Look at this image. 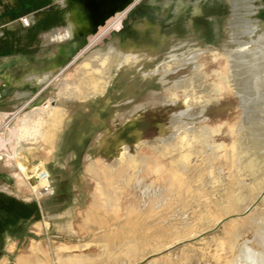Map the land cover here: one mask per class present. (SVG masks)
Wrapping results in <instances>:
<instances>
[{"label":"rangeland","instance_id":"1","mask_svg":"<svg viewBox=\"0 0 264 264\" xmlns=\"http://www.w3.org/2000/svg\"><path fill=\"white\" fill-rule=\"evenodd\" d=\"M151 1L137 2L123 17L124 27L105 31L116 18L99 29L89 23L72 39L61 38L66 35L62 0H0L2 88L13 79V102L4 103L0 110L2 118L13 112L5 136H12L17 154L20 148L50 152V159L41 160L50 168L61 162L66 165L71 158L80 160L88 183L87 194L77 202L73 215H53L41 199L34 200V224L44 229L35 242H51L38 243L50 246L49 264H236L241 263L244 245L263 252L257 233L264 234V201L259 199L264 190V39L259 40L264 17L258 15L260 27L250 39L244 34L247 23L230 27L231 0H208L202 7L215 19V42H208L198 30H185V20L180 21V31L162 20L163 29L155 36L153 28L143 32L135 28L140 18L158 21L153 11L163 9ZM240 1L244 14L251 0ZM9 3L13 12L8 10ZM85 3L89 19L93 6ZM95 6L104 9V4ZM214 7H220L221 17H216ZM25 18L30 25L23 23ZM249 41L242 49L241 44ZM94 52L106 61L97 71L99 78L92 77V69L87 71L89 87L97 89V95H84L79 66ZM197 53L195 60L203 65L200 71L189 63ZM122 57H134V63L120 65ZM104 76L110 81L106 92ZM194 76L208 90L220 87L222 92L207 106L206 119L187 131L184 153L188 159L175 164L183 170V183L170 189L165 176L154 173L150 164L159 161L169 166L171 158L160 157L156 149L159 125L185 109L181 89L176 92L182 102L174 105L170 99L177 81ZM208 90L203 96L209 97ZM238 92L244 96V108ZM49 98L53 103L43 115ZM163 98L169 102H155ZM140 104L146 108L133 120L123 123L117 118L112 125L116 114ZM56 108L61 110L58 115L52 114ZM24 127L43 136L37 143L17 144L16 134ZM106 128V145H100L96 138ZM70 133L71 143L64 147ZM119 135L131 146V154L144 158L146 167L120 164L122 149L114 139ZM139 139L148 143H138ZM233 149L236 162L229 157ZM88 155L96 162L95 172L89 171ZM174 156L178 159L180 154ZM108 173L114 180L110 187ZM18 175L22 176L19 169ZM20 187L19 191H27ZM233 187L235 198L230 193ZM98 188L115 197L112 207ZM245 264L264 262L257 256Z\"/></svg>","mask_w":264,"mask_h":264},{"label":"bare ground","instance_id":"2","mask_svg":"<svg viewBox=\"0 0 264 264\" xmlns=\"http://www.w3.org/2000/svg\"><path fill=\"white\" fill-rule=\"evenodd\" d=\"M80 1V2H79ZM76 0L75 4H70L68 0H62V16L66 19V35L65 37L61 38H76L77 34H80V29L85 27V25H88L89 23L96 28L99 29L102 26L108 24L111 20L116 18L111 25L106 28L105 31H109L111 28L119 29L121 26L124 27V19L123 17L127 15L130 11L133 10L135 4L139 2L140 0ZM208 0H152L151 5L154 7H160L163 10L158 11L154 10L153 13L157 17L158 21L153 22L149 19L142 20L141 18L137 20L135 24V28L140 31H145L148 28H153L155 30L154 35L157 36L161 33L163 26L161 24L162 20L167 21V25H173L175 29L179 30L178 26L180 24L181 20L184 21V29L190 30V31H199L202 36L208 41V42H215V37L217 36L216 30H212V17L208 15V13H212L208 8L206 10L203 9L202 4L205 3ZM87 4H91V7L93 6L92 12L90 11L91 18L88 19L89 11H87ZM90 2V3H88ZM240 0H231V17L229 20L230 27H236L238 22H245L247 23V28L244 30V34H246L250 39L255 35L256 31L260 27V20L258 18V15H261L264 17V0H251L250 4L247 6V12L244 14L240 13ZM84 3V4H83ZM104 4V9H94L95 7L98 8V5ZM213 12L215 13L216 17H221L222 10L220 7H214ZM88 15V16H87ZM171 16V17H170ZM87 28V27H86ZM85 28V29H86ZM176 30V31H177ZM180 31V30H179ZM178 31V32H179ZM54 36H57L59 34L58 30L55 29ZM177 32V33H178ZM264 39V33L260 35L259 40ZM258 40V41H259ZM249 42H243L241 44V48L245 49ZM198 57V53L192 57V59L189 60V63H195V70L200 71L203 67L202 64H199L197 60H195ZM140 60V59H139ZM105 56L99 55L96 52L90 54L79 66V74L78 77L81 80V83L79 85L80 92L84 95L86 94H94L97 95V89H95L93 86L90 89V78L87 77V71H90L92 69L94 79L99 78L101 75H99V70L102 69V65L105 64ZM134 63V57L127 58L122 57L120 59L119 64L125 65V64H133ZM94 68V69H93ZM90 69V70H89ZM107 70V69H106ZM200 79H203V75ZM97 77V78H96ZM198 76H194L189 80H180L177 81L174 87V92L171 96V103L176 105L179 104L181 99L177 95V90L181 89L183 91V104L185 109H182L180 111L173 112L170 116V120L168 123H161L159 125V131L156 137V142L158 143L157 150L159 152L160 157H170L171 161L169 163V166H164L161 164V162L156 161L150 164V168L152 171L156 174H163L166 178V181H168L170 189L175 187L177 184H182V174L183 170L179 167H177L175 164L177 162H185L188 159V153H184L185 151V142L189 141L188 133L187 131L192 128V125L196 122H200L204 119H206L205 111L207 106L216 99V96L222 92V88L216 87L208 90V86L204 87L202 84L203 80L197 79ZM106 80L103 87L105 89V92L107 90L108 84H109V78L102 77ZM199 78V77H198ZM167 82V79L163 80L164 85ZM202 83V84H201ZM209 94V97L203 96V92L207 91ZM104 94V93H103ZM155 95V93H154ZM238 96L241 98V107L244 108L245 106V99L244 96H242V93L238 92ZM106 100H109L107 96H105ZM157 104H166L169 102V100L166 99H159L155 101ZM53 103V99L49 98L47 102H45V106H43L42 114H48V111H50V106ZM146 108L145 104H140L135 106L134 109L130 110L127 113H118L116 116L112 119V125L114 126L116 119H120L123 123H126L127 121L133 120L138 111L141 109ZM46 111V112H45ZM61 110L56 108L55 111L52 112V114H60ZM98 121V120H97ZM170 132V134H169ZM135 133L139 136L140 130H136ZM198 133V132H197ZM109 134V129L106 128L103 133L99 134V136L96 138L100 145L105 144V139L107 138ZM201 134V132H200ZM73 134L70 133L68 138L64 140V147L69 145L71 143V136ZM43 136L40 132H33L30 131L28 128L24 127L21 128L17 134V144L21 142L26 143H37L39 141V137ZM116 142L119 144L121 150V162L120 164H125L128 166V168L133 166H140L142 163L144 167L145 166V160L144 158L142 160L136 158L133 154H131V146L127 143L126 140L122 139L121 136H115L114 138ZM138 143H148L145 139H139ZM14 154H17L16 146L14 148ZM229 157L232 159L233 162H236L235 157V151L229 150ZM175 153H179L180 157L178 159L175 158ZM88 160L91 161V164L89 166V171H97L98 168L96 166V162L91 157V155L87 156ZM17 160L19 161L20 165L24 166L21 161L18 158L17 154ZM117 166V164H116ZM116 166H107L111 168H115ZM105 167V168H107ZM148 167V166H147ZM104 168V169H105ZM97 169V170H96ZM105 175V174H104ZM108 177L107 184L110 186H113L114 180L110 178V174L108 173L106 175ZM126 181V180H125ZM99 182V181H98ZM131 178L127 177L126 183L128 185L131 184ZM137 182L139 185H141V181L137 179ZM137 184V185H138ZM99 189V188H98ZM147 189V188H145ZM101 191V196L105 197L106 203L111 206V202L115 201V197H111L108 195V193L105 190L99 189ZM230 193L232 198L236 197V191L235 188L230 189ZM260 200L264 201V190H262L261 195L259 196ZM249 207L247 210H251ZM132 210V209H131ZM142 217V216H141ZM257 240L260 244V246L263 248L262 253H256L253 250H251L247 246H243L239 262L236 264H245L247 259H255L257 256L262 260V263L264 262V234L258 232L257 233ZM134 249L130 250V252L134 253ZM232 264V263H230ZM235 264V263H233Z\"/></svg>","mask_w":264,"mask_h":264},{"label":"crops","instance_id":"3","mask_svg":"<svg viewBox=\"0 0 264 264\" xmlns=\"http://www.w3.org/2000/svg\"><path fill=\"white\" fill-rule=\"evenodd\" d=\"M1 7L0 3V10ZM8 10L13 12V3H9ZM9 20L10 29H12V17H9ZM214 20L212 19L211 25L215 22ZM0 27L3 28L1 19ZM11 71L13 72V70ZM2 80L3 77L0 71V110L4 103L13 102V79L7 87L3 88L1 86ZM67 151V149L62 150V152ZM50 156V152L37 153L26 148H20L18 151L19 160L27 168L33 167L38 161L50 159ZM79 161L71 158L66 165L61 162L59 165L49 167L54 192L52 195L39 198L49 213L64 216L73 215L77 202H80L87 194L86 184L88 183L86 176L82 174ZM19 177L21 178L20 181L16 180ZM19 186H21L20 188H26L27 191H19ZM35 199L37 198L34 196L30 185L22 176L18 175L17 166L11 162H0V264L50 263V252L48 250L50 246L41 244V247H39L38 243L51 242L45 240L35 242V237L44 234L43 226L34 224Z\"/></svg>","mask_w":264,"mask_h":264},{"label":"built area","instance_id":"4","mask_svg":"<svg viewBox=\"0 0 264 264\" xmlns=\"http://www.w3.org/2000/svg\"><path fill=\"white\" fill-rule=\"evenodd\" d=\"M25 25H30L27 18L23 19ZM13 123V112L2 118L0 115V162H11L18 166L22 178L30 185L34 196L39 199L52 195L54 192L52 174L47 163L37 162L33 167L27 168L20 165L17 154L13 150V138H7L6 131H10Z\"/></svg>","mask_w":264,"mask_h":264},{"label":"water","instance_id":"5","mask_svg":"<svg viewBox=\"0 0 264 264\" xmlns=\"http://www.w3.org/2000/svg\"><path fill=\"white\" fill-rule=\"evenodd\" d=\"M228 220H230V218L225 219V220L222 221L220 224H222V223H224L225 221H228Z\"/></svg>","mask_w":264,"mask_h":264}]
</instances>
